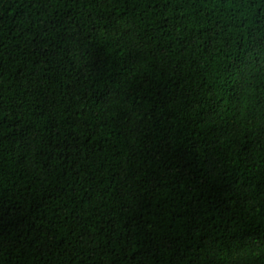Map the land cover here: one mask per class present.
Returning <instances> with one entry per match:
<instances>
[{
  "label": "trees",
  "instance_id": "1",
  "mask_svg": "<svg viewBox=\"0 0 264 264\" xmlns=\"http://www.w3.org/2000/svg\"><path fill=\"white\" fill-rule=\"evenodd\" d=\"M0 264H264V0H0Z\"/></svg>",
  "mask_w": 264,
  "mask_h": 264
}]
</instances>
